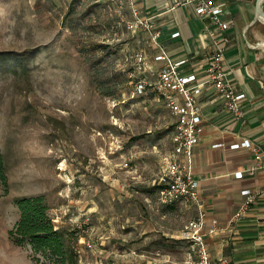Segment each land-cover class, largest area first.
Masks as SVG:
<instances>
[{
	"label": "rangeland",
	"instance_id": "obj_1",
	"mask_svg": "<svg viewBox=\"0 0 264 264\" xmlns=\"http://www.w3.org/2000/svg\"><path fill=\"white\" fill-rule=\"evenodd\" d=\"M83 1L77 15L66 19L71 0H0V264H34L30 248L16 247L8 237L19 218L14 200L25 196H43L52 221L88 218L83 230L74 226L73 243L88 252L89 264L103 253V264H120L118 253L126 263L142 264L151 257L143 245L182 246L135 242L132 227L123 232L129 239L120 241L126 236L119 234V221L132 225L149 215L140 210L141 201L156 197L146 183L157 174L153 151L160 156L167 149L172 115L156 107L152 92L131 94L132 56L149 46L140 49L136 34L103 0ZM85 13L76 30L69 27ZM110 51L116 53L101 61L98 74L91 61ZM116 74L124 76L118 96L105 97L98 80ZM113 139L120 148L109 154ZM82 205L93 212L80 216L76 208ZM92 221H112L113 228L93 230ZM80 236L86 238L81 245ZM173 252L171 262L181 263L183 251Z\"/></svg>",
	"mask_w": 264,
	"mask_h": 264
},
{
	"label": "crops",
	"instance_id": "obj_2",
	"mask_svg": "<svg viewBox=\"0 0 264 264\" xmlns=\"http://www.w3.org/2000/svg\"><path fill=\"white\" fill-rule=\"evenodd\" d=\"M178 1L134 0L139 16L152 22L154 31L159 34L157 42L171 61L186 60L179 68L180 74H194L197 83H204L206 81L204 71L214 51V41L219 34L211 19L195 14L193 4H179ZM214 1L223 9L221 20L228 26L226 32L222 34L227 39L223 45L225 49L223 65L227 73V81L238 93L245 95V100L240 105L242 119L236 120L225 108L223 100L213 87L204 86L197 98L202 129L199 143L193 149L192 174L199 183L206 229L212 225L217 229L212 235L205 234L204 240L213 261L225 259L229 264H264V170L257 172L253 177L244 173L252 163L253 149L264 151V23L257 20L254 15V1ZM104 5L112 9L105 3ZM130 17L127 11L125 19ZM132 33L136 34L131 37H135L134 42L140 49L145 48L146 44L149 46L146 48V53L143 52L148 63V69L143 77L153 82L164 63L154 60L158 55V49L150 41H146L148 34L145 31L140 29ZM176 33L178 35L174 36ZM147 92H152L148 96L156 97V100L154 98L157 102L156 107L164 106L152 90L148 89ZM175 122V118L169 115L167 127H170V132L166 136L167 149H164L160 156L153 151L154 159L157 156L155 163L157 174L162 159L171 148ZM245 140L250 143L249 149H230V145ZM114 142L119 144L117 139H113L109 145L112 146L109 154L116 152ZM214 145L217 147H213ZM238 171H242L241 178L234 177V173ZM157 174L151 176L147 183L141 181L142 185L146 183L147 188H155V195L154 183ZM122 189L125 193L126 189L132 191L125 186ZM243 190H250L256 198L249 213L242 220L233 221L234 213L244 201L241 195ZM141 204L140 210L142 208L148 210V217H144L141 221H133L132 225H130L131 221H119L117 226L119 234L132 227L133 234L138 236L133 239L135 242H149V244L180 242L182 246L176 243L172 247L143 245L142 248H147L149 251L147 253L151 256L142 264H179L180 262H171V257L174 256L173 249L179 248L183 251L181 255L182 259L184 258L187 242L183 239V229L196 216L194 207L184 202L164 206L158 203L157 196L145 197ZM76 209L80 216L93 212L86 205ZM76 220L77 218L72 221L53 220V225L57 230L74 234ZM98 228L103 232H111L112 221H92V229ZM129 232L132 230L130 229ZM111 235L112 233H109L106 236ZM123 235L126 238L121 237L120 241L126 242L130 235L128 233ZM73 236L69 245L75 254L76 264H89L88 252L77 244L74 248ZM85 241L86 238L80 236L77 243L81 245ZM125 246V250H131L130 246ZM103 254L94 256L92 264H103V259L107 258V254ZM117 258L120 264L133 263H126V260H123L125 255L119 253ZM138 261L140 262L139 259H134L135 263Z\"/></svg>",
	"mask_w": 264,
	"mask_h": 264
},
{
	"label": "built area",
	"instance_id": "obj_3",
	"mask_svg": "<svg viewBox=\"0 0 264 264\" xmlns=\"http://www.w3.org/2000/svg\"><path fill=\"white\" fill-rule=\"evenodd\" d=\"M103 1L113 9L116 17L123 22L128 30L135 32L141 29L148 34L149 41L158 49V55L154 60L164 63L155 80L149 82L143 77L144 72L148 69L145 54L141 51L134 53L132 64L136 75H129V84L133 97L144 96L148 89L152 90L176 121L171 148L162 159L154 186L159 204L170 206L184 202L192 205L195 209L196 216L183 229V239L187 242V249L180 264H229L225 259L213 261L210 257L204 236L205 234H214L217 229L215 225L206 229L204 204L200 195L199 183L192 174L193 149L199 143V135L202 129L197 98L203 87H213L233 117L236 120L242 119L240 105L245 100V95L238 93L233 85L227 81V73L223 65L225 50L223 45L227 39L222 34L228 28L227 24L221 20L223 9L214 0H186L187 3L194 5L196 15L212 20L219 34V37L214 41V51L204 71L206 81L197 83L194 74H180L179 68L185 64L186 60L171 61L157 42L159 34L154 31L152 22L139 16L134 0ZM127 11L131 15V20L125 19ZM177 35V33L174 34V36ZM111 147L109 146V150ZM213 147L216 148L217 145ZM118 148V143L114 142V149L117 150ZM239 148L249 149V141L245 140L239 144L230 145L232 150ZM262 170H264V151L253 149L252 163L244 173L253 177ZM234 177L241 178L242 171L234 173ZM241 195L244 197V201L234 213L233 221L242 220L249 213L256 198L250 190H243ZM83 218H78L77 220L80 221L75 223V226L80 230H83L89 223L88 218Z\"/></svg>",
	"mask_w": 264,
	"mask_h": 264
},
{
	"label": "trees",
	"instance_id": "obj_4",
	"mask_svg": "<svg viewBox=\"0 0 264 264\" xmlns=\"http://www.w3.org/2000/svg\"><path fill=\"white\" fill-rule=\"evenodd\" d=\"M83 3V0H71L67 13L65 14L66 19L72 15L76 16L78 8ZM95 6L92 8H97ZM85 16L86 13L78 16V20L69 21V27L76 30L79 27L78 21L84 19ZM86 28H89V26L84 27V29ZM94 50H96L95 47L91 49V51ZM111 53L116 52H107L103 55V59L100 57L99 59L91 61V66L95 72L98 74L101 72V68L103 67L101 61L105 60L106 56ZM14 60L18 64L21 63L18 57H15ZM123 82L124 76L117 74L115 78L102 77L98 80L104 96L112 99L117 98L118 90ZM3 169V160L0 157L1 178H4ZM152 190L154 191L155 188H152ZM14 205L18 211L19 218L13 228L8 232L9 240L13 245L16 247H29L32 252L31 260L34 264H76L75 254L69 245L73 234L55 229L52 217L49 214V207L43 196H25L18 198L14 200Z\"/></svg>",
	"mask_w": 264,
	"mask_h": 264
},
{
	"label": "water",
	"instance_id": "obj_5",
	"mask_svg": "<svg viewBox=\"0 0 264 264\" xmlns=\"http://www.w3.org/2000/svg\"><path fill=\"white\" fill-rule=\"evenodd\" d=\"M263 3H264V0L254 1V15L257 20H262L264 22V11L262 9Z\"/></svg>",
	"mask_w": 264,
	"mask_h": 264
},
{
	"label": "bare ground",
	"instance_id": "obj_6",
	"mask_svg": "<svg viewBox=\"0 0 264 264\" xmlns=\"http://www.w3.org/2000/svg\"><path fill=\"white\" fill-rule=\"evenodd\" d=\"M264 44V43H263Z\"/></svg>",
	"mask_w": 264,
	"mask_h": 264
}]
</instances>
